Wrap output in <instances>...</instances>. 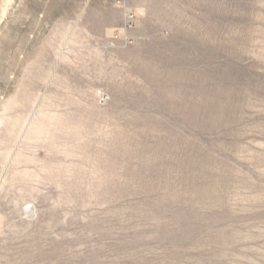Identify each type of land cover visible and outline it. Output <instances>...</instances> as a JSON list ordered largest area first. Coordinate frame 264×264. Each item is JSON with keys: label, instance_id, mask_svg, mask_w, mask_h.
Wrapping results in <instances>:
<instances>
[{"label": "rangeland", "instance_id": "1", "mask_svg": "<svg viewBox=\"0 0 264 264\" xmlns=\"http://www.w3.org/2000/svg\"><path fill=\"white\" fill-rule=\"evenodd\" d=\"M0 6V264H264V0Z\"/></svg>", "mask_w": 264, "mask_h": 264}, {"label": "bare ground", "instance_id": "2", "mask_svg": "<svg viewBox=\"0 0 264 264\" xmlns=\"http://www.w3.org/2000/svg\"><path fill=\"white\" fill-rule=\"evenodd\" d=\"M3 1V3H4V8H5V6H7L8 4H10V2L12 1V0H0V6H2V2Z\"/></svg>", "mask_w": 264, "mask_h": 264}]
</instances>
